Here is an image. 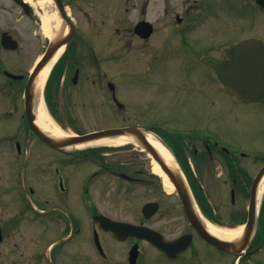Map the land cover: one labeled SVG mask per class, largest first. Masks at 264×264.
<instances>
[{"label":"flooded vegetation","instance_id":"af4514ba","mask_svg":"<svg viewBox=\"0 0 264 264\" xmlns=\"http://www.w3.org/2000/svg\"><path fill=\"white\" fill-rule=\"evenodd\" d=\"M19 1L0 0V141L15 142L13 150L15 156L18 154V157H23L22 163L16 162L15 166L24 167L23 170H18L20 175H25V168L31 166V161L35 157L36 163L34 167L31 166L32 174L28 179L31 188H33L32 183L38 186L47 184V186H53L54 190L57 189V192L60 191L57 195L60 201L61 194L63 195L60 206L55 204L44 208L41 203H48L49 199L43 202L41 195L33 189L36 216L45 217L43 219L50 221L58 217L64 224L58 238L51 240L53 245L49 258L52 264H69V262L71 264L76 260L86 264V236H89L92 242L93 255L98 264H129L130 252L135 243L140 245L139 261V258L144 256L141 242L150 244L166 256L164 251L147 240L131 235L124 240H118L110 231L99 229L98 215L149 226L163 233L166 240H174L187 234L192 242L178 258L184 262L202 264L205 256L218 255L224 258V264H264V172L260 174L264 169V148L253 149L236 145L232 140L211 143L206 137H197L196 140L201 141L202 147H195L192 151L191 171L195 181L202 188L209 187L208 184L211 183L213 188L225 189L223 193H219V201L230 200L229 205L225 207L218 204L213 207L211 214L218 221L217 223L235 226L248 221L252 189L257 181L258 208L256 222L251 230L252 239L237 259L236 255L217 248L197 232L186 215L179 195L176 192L167 194L164 192L163 181L154 174L150 158L146 153L143 155L141 149L136 147L128 149L56 148L46 144L31 131L29 113H33V97L29 96L28 99L27 88L35 65L46 55L50 47L59 43L63 45L61 56L52 70L54 77L43 94L47 111L57 121H62L58 107L74 99L73 88L77 89L79 86L82 87L81 89L83 87L87 89L88 86H99L102 90H115V85L112 83L114 75L103 67V63L106 59H115L117 49L106 50V47L111 46L114 40L108 34L93 36L84 31L81 32L78 20L72 16L74 9L81 13L93 29L101 24L103 26L102 12L99 13L97 7H37L28 0H26L28 5H23ZM204 1L200 3L199 0H194L184 4L179 11L174 12V19L171 21L168 20L171 16V8L161 7L158 9L155 22L149 16L147 17L149 0H146L144 7H140L144 15L136 21L132 19L126 21L124 29L125 37L130 40L131 50L136 38L137 41H143V47L150 44L151 40L157 41L155 43L162 53L156 63L148 61V65H152L153 77L158 78L159 88L166 86V80L170 77L172 85L178 89L182 87L186 95L195 100H200L197 97H201L204 99L200 100L203 103H212L213 100L208 102L209 100L207 101L201 93L198 95V88L204 91L203 86L215 79L216 61H219L220 65L223 61L229 60L238 43L249 38L261 39L264 42V35H261L259 28L262 21L264 22V10L257 0H240L242 2L237 9L241 15L231 16L226 13L224 19L220 20V13L214 8L211 10V7H206ZM88 8L92 9L90 11H93V14ZM129 9L130 7H127L126 11ZM209 9L210 14L207 12ZM247 10L248 16L243 14ZM54 12L58 13L62 21L56 33L53 22L50 21V31L44 23L45 16ZM206 20L222 21L228 28L229 24L226 20H230L242 30L225 42L220 41V38H225L221 36L223 31L220 36H211L206 41H202L191 34ZM169 22L171 29L166 37H153L157 23L167 27ZM139 24L143 25L138 26ZM247 25L251 30L250 35L243 32L246 29L243 26ZM115 29L118 34L122 28ZM151 29L152 33L146 35ZM167 44L180 47L181 50H177L176 54L180 66L185 69L184 73H176L168 77L164 68L168 60ZM221 44L223 46L219 47ZM153 50L156 52L157 48L153 46ZM154 63L157 64V68H154ZM192 69H195L197 73L194 71L190 75L189 72ZM147 70H144L143 76L139 77L150 86L152 84L148 81L150 75ZM132 72L134 79L136 70ZM220 88V96L227 93L231 97V101L226 103L228 106H225L228 115L237 112L245 119L264 115V96L258 101H247L238 98L223 85H220ZM205 92L211 97L208 91ZM81 93H84V90ZM110 101L120 107L123 106L116 100L114 94ZM148 127L154 128L161 136L164 135L154 126ZM75 133L85 132L76 130ZM29 140H37L48 147L42 149L29 148L27 145L24 147L23 141L26 144ZM96 183L112 188L110 196L116 199L123 197L122 199L130 201L134 217L130 220L121 219L112 212L103 210L101 202H97L92 192ZM205 193L208 195L206 189ZM138 199L142 201L136 202ZM150 202H156L157 205H150L145 210L146 204ZM155 207H158V210L153 212ZM178 218H182L183 221ZM173 224L176 228L180 226L182 228L175 235L168 236V229ZM97 232H99L101 246L96 245L95 242ZM104 233L108 234L113 241L126 244L122 249L124 256L122 261L121 257L113 255L112 248L103 241ZM42 261L44 263L43 255L39 252L35 262Z\"/></svg>","mask_w":264,"mask_h":264},{"label":"rangeland","instance_id":"374dc122","mask_svg":"<svg viewBox=\"0 0 264 264\" xmlns=\"http://www.w3.org/2000/svg\"><path fill=\"white\" fill-rule=\"evenodd\" d=\"M36 0H33L35 6ZM68 2V7H97L99 13L102 12V18L104 20L103 26L98 25L96 28H92L87 23L86 19L78 11L72 10V16L78 20L80 31H84L86 34L93 36H103L108 34L113 37V44L106 47L107 51L111 48L117 49V55L115 59H106L103 63V67L112 73L113 82L116 86V95L119 101L123 104L122 107L117 105L112 100L111 91L102 90L98 87H90L87 89L79 87L72 89L74 93V99L67 103H63L58 107V112L62 116L63 124L56 123L66 133H75L76 130L86 132L95 129H102L110 126H127L134 124H142L147 126H154L159 129L161 133H164L170 128L171 131L186 130L191 132H207L214 139L219 141L232 140L236 145H242L253 149L264 148V115H255L251 119H245L243 116L236 114L228 115L225 111L226 103L231 101V97L227 93L220 96V85L217 77L212 82L204 85L205 89L202 91L198 88V95L202 96L212 103H203L200 100H204L201 97H197L200 100H195L186 95L183 88L179 89L172 85L173 82L169 75L176 73H184V67L180 66L177 50H181L180 47H175L172 44H167V65L165 64V71L168 74L169 79L166 80V86L158 87V78L155 79L152 73V65L157 61L162 50H158L157 41L151 40L150 44L142 46L143 41L134 40L133 49L129 45L130 40L125 37V22L131 19L136 21L144 14L140 7H144L146 0H65ZM194 0H149V16L152 21H157L158 9L161 7L171 8V16L168 20L174 19V12L179 11L180 7L184 4L193 2ZM204 0H199L203 3ZM37 2V1H36ZM206 7L214 8L215 11L220 13L219 19L223 20L224 16L230 14L231 16L241 15L237 7L241 4L240 0H205ZM38 7V6H37ZM130 7L126 11V8ZM88 10H92L89 9ZM124 11V13H123ZM93 14V11H90ZM210 14V9L207 10ZM244 15L248 16L249 11H245ZM99 17H97L98 19ZM228 21L229 28L225 26L222 21L206 20L203 22L192 36H197L200 40L206 41L211 36H221L220 41L225 42L228 38L233 37L241 28L237 27L235 23ZM247 23V22H246ZM249 24V23H247ZM103 27V28H101ZM116 27L122 28L121 31L116 32ZM160 24H156V33L153 35L156 37H166L169 29H171V23L169 22L167 27H163ZM243 30L245 34L250 35L251 30L247 26ZM101 28V29H100ZM261 35H264V22L259 25ZM100 38V37H99ZM163 38H161L162 40ZM167 41V40H166ZM141 42V43H140ZM153 46L157 48L154 52ZM182 46V44H181ZM223 44L219 45L222 47ZM154 68H157V64ZM219 65V61H216L215 70ZM148 69V81L152 84L148 86L145 84L141 77L144 70ZM133 70H136V78L133 79ZM195 69H192L189 74L192 75ZM197 73V71H195ZM156 75V74H154ZM215 75V74H214ZM157 77V76H156ZM138 78V79H137ZM151 79V80H150ZM83 86V84L81 85ZM81 89V90H80ZM89 89V91H88ZM178 89V91L176 90ZM80 90V91H79ZM84 90V93L81 91ZM208 91L211 94H207ZM220 97V99H219ZM220 101V102H219ZM219 102V103H218ZM220 104V105H219ZM169 126V127H168ZM204 137V136H200ZM186 145L184 152L191 158L192 151L195 147H202L201 141L196 138H190L185 136ZM190 138V139H189ZM201 140V139H200ZM29 143L24 144L28 145ZM194 144V145H193ZM33 149L47 148V145L32 140L30 144ZM117 149H128L130 147H136L133 144H126L122 146H109ZM15 142L0 141V223L3 229L4 240L0 245V264H44L42 262H35L36 255L40 251L42 252L45 243L60 235L61 229L64 227L61 219L50 221L36 216L31 208L30 198L26 192L31 194L30 185L26 182V192L24 191L22 175L18 176V170L21 171L24 168L19 165L16 166V162H22V159L15 156ZM140 149V148H139ZM145 155V152H141ZM192 161V158H191ZM218 162V161H217ZM36 163L35 157L31 161V166L34 167ZM219 163V162H218ZM29 166L26 171V180L31 178L32 167ZM157 175L162 181V177ZM33 188L37 194L41 195V199L44 202L45 199H49L48 203H41L42 207L47 208L51 205L62 203L63 195L61 194V201L57 198L60 191L54 190L53 186L37 185L33 184ZM206 187V191L209 196V200L212 205L227 206L230 200L219 201V193H223L225 189H216L211 186V183ZM165 187L164 192L167 194L171 192L170 188L163 184ZM112 188L103 186L102 183H96L92 189L97 202H101V208L112 212L115 216L121 219L130 220L134 217L131 212L130 201L122 198H114L110 196ZM35 197V196H34ZM142 200H136L141 202ZM224 203V204H223ZM57 214V213H56ZM55 214V215H56ZM179 216V215H178ZM183 221L182 218H178ZM178 227V226H177ZM182 226L176 228L175 224L171 225L168 229V236L175 235ZM85 248L87 251L86 264H98L96 258L93 255V248L90 243L89 236H86ZM102 239L112 248L113 255L115 257H121V261L124 259L122 249L126 244L113 241L108 234H103ZM72 245V243H70ZM143 256L140 264H194L191 261L171 260L162 255L153 247H150L147 243L141 242ZM201 247V245H199ZM90 252V255H89ZM201 259V258H200ZM202 264H224V258L218 255L205 256ZM70 264V262H69ZM71 264H83L80 260L73 261Z\"/></svg>","mask_w":264,"mask_h":264},{"label":"water","instance_id":"95a60500","mask_svg":"<svg viewBox=\"0 0 264 264\" xmlns=\"http://www.w3.org/2000/svg\"><path fill=\"white\" fill-rule=\"evenodd\" d=\"M58 7H63L62 0H54ZM258 2L264 7V0H258ZM143 25L139 24L138 26ZM148 28V26H145ZM149 30V29H147ZM150 31L146 35L149 34ZM60 43L57 45H53L47 57L39 64L34 74L31 77V81L28 88V97L32 96V86L38 75V73L45 67V65L50 61V59L54 56V53L60 47ZM255 53L256 56H250L246 53ZM258 53V54H257ZM246 61L247 68L244 69L243 63ZM251 63V65H250ZM262 65V66H261ZM254 66V67H253ZM260 68V71L258 70ZM218 76L222 83L229 88L232 92H234L237 96L247 99V100H258L264 94V45L259 40H246L239 43L233 53L232 58L229 61L222 63L219 68ZM36 118L34 114H30V122L32 130L44 139L47 143L54 147H66L72 143L90 141L102 137H117L120 135H133L136 137L138 142L142 144L154 157V159L160 164L161 168L169 175L171 180L176 185L183 203L186 207L187 214L191 221L195 224L198 230L202 233V235L211 243L224 248L229 249L237 254H240L242 250L247 246L250 240V233L253 227L254 221L256 219V188H253V199L251 202L250 208V222L248 230L244 232L242 239L238 241H231L227 239L220 238L214 234H212L200 221L198 215L196 214L193 202L191 199V195L188 187L185 185L183 180L178 177L172 169L166 164L158 150L152 145V143L148 140L146 136V131L137 126H128V127H117L110 128L101 131H96L92 133H88L82 136H74L63 139H56L44 132L35 122ZM159 141L170 149L167 144L157 137ZM101 221H104L106 229L112 230L117 237L125 232L129 234H134L142 238H148L152 240L154 243L159 246L165 248L166 250H173L174 248H178L179 245L177 242L175 243H167L163 240V236L152 229L144 226H138L127 222L114 221L108 218H101ZM3 239L2 229L0 226V243ZM137 248V245L134 247ZM179 250V249H178Z\"/></svg>","mask_w":264,"mask_h":264},{"label":"bare ground","instance_id":"6f19581e","mask_svg":"<svg viewBox=\"0 0 264 264\" xmlns=\"http://www.w3.org/2000/svg\"><path fill=\"white\" fill-rule=\"evenodd\" d=\"M38 4L42 7H55L53 0H40L38 1ZM50 21L53 22V29L55 33L60 29L62 21L58 15V13L54 12L52 14L45 16V27L50 31ZM53 31V32H54ZM63 51V47H61L53 56V58L48 62V64L39 72V74L36 77V80L34 82V88H33V94H34V110L36 114V124L46 133L51 135L52 137L56 139H63L67 137V133L63 129H61L50 117L49 113L46 110V107L44 105L43 101V89L46 84V81L50 75V72L59 59L61 53ZM148 140L154 145V147L158 150L166 164L174 171L175 173H181L180 167L178 162L176 161L174 155L172 152L164 146L159 139L154 135V133H147ZM138 140L133 135H120L117 137H102L95 140L77 143L72 145L71 147H87L92 145H113V146H121L129 143H134L136 146L139 144L136 143ZM139 147V146H138ZM154 170L160 174L163 179L165 185L170 188L171 190H174V185L169 180L168 176L164 171L161 169L160 165L157 162H154ZM195 211L202 220V222L205 224L206 228L214 235L231 240V241H238L243 234V227L239 226L234 229L226 228V227H219L218 225H215L214 223L208 221L203 217V215L200 213L197 206H195Z\"/></svg>","mask_w":264,"mask_h":264},{"label":"trees","instance_id":"16d2710c","mask_svg":"<svg viewBox=\"0 0 264 264\" xmlns=\"http://www.w3.org/2000/svg\"><path fill=\"white\" fill-rule=\"evenodd\" d=\"M174 148H176V151L178 150L177 147H174ZM178 151H179V150H178ZM178 151H177V152H178ZM189 175L191 176V173H190V172H189ZM191 181H192V187H193V189H194V191H195V193H196V195H197V198L200 200L201 204H203V206H204V204L207 203V199H206V197H205V196L203 195V193L200 191L199 186L194 182V180L191 179Z\"/></svg>","mask_w":264,"mask_h":264}]
</instances>
